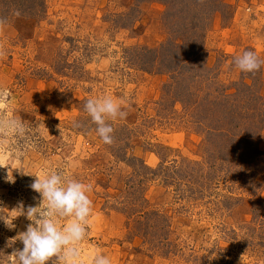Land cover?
Returning <instances> with one entry per match:
<instances>
[{
    "label": "rangeland",
    "instance_id": "rangeland-1",
    "mask_svg": "<svg viewBox=\"0 0 264 264\" xmlns=\"http://www.w3.org/2000/svg\"><path fill=\"white\" fill-rule=\"evenodd\" d=\"M179 1L44 0L37 16L6 18L0 6V90L9 92L0 118L25 128H0L5 264L23 248L10 241L31 223L25 214L41 197L30 185L45 171L92 186L77 264L98 253L111 264H264V220L251 218L248 200L264 201V63L256 73L234 63L246 50L264 62V0H216L195 56L183 48L191 38L177 33L181 21L166 16L189 3ZM104 95L122 98L127 112L110 121L111 145L84 111ZM233 138L241 152L233 161L250 168L213 181Z\"/></svg>",
    "mask_w": 264,
    "mask_h": 264
},
{
    "label": "clouds",
    "instance_id": "clouds-1",
    "mask_svg": "<svg viewBox=\"0 0 264 264\" xmlns=\"http://www.w3.org/2000/svg\"><path fill=\"white\" fill-rule=\"evenodd\" d=\"M16 15L19 16L20 12L17 11ZM5 23L0 20V26ZM234 63L241 72L256 73L264 62L253 51L246 50L235 58ZM8 95V90H0V103H6ZM123 104L122 98L107 95L90 98L84 104V111L105 145L114 142V128L110 121L127 118ZM0 128L11 129L20 135L25 132L23 123L15 119L0 118ZM34 177L36 179L30 187L39 193L41 202L39 206H29L26 214L22 213L31 223L10 242L18 240L23 248L7 257L12 258V264H77L80 259L79 245L87 237L94 209L89 198L92 186L70 178L62 171H45ZM61 221L67 222L61 226ZM0 264H5L2 257ZM93 264H111V260L107 255L98 253Z\"/></svg>",
    "mask_w": 264,
    "mask_h": 264
},
{
    "label": "trees",
    "instance_id": "trees-1",
    "mask_svg": "<svg viewBox=\"0 0 264 264\" xmlns=\"http://www.w3.org/2000/svg\"><path fill=\"white\" fill-rule=\"evenodd\" d=\"M162 1L167 6H170L174 2H176V0H162ZM184 1L185 0H181V2L179 1V3H183ZM187 1H189V3H190V0H187ZM192 1H193L194 5H196V7L200 9V12H196L195 14L193 13V15H191L192 14L191 13V6L189 5V3L185 2V3H183L184 8H180L176 13L173 12V14L172 13L166 14V16H169L170 19H172L173 17H176L178 20L181 21L180 22L181 23L180 24L181 29L177 33L180 32L183 36L184 35L190 36V38H191L190 41L186 42V45L183 48H185L187 51H189V54L193 53L192 55L195 56L199 53V48L197 49V45L195 43V41L198 38H196L195 35H198L199 29L204 28L202 23L205 22L206 20H208V17L211 15L212 12L216 11V9L218 8V5H216L217 4L216 0H204L203 3H200L199 0H191V2ZM0 6L2 7L1 14L3 13L2 18H6L7 15H10L13 12H17V11H19L21 15L27 14L31 17H34L40 13L39 9L42 10L45 8V3H44V0H0ZM198 43L199 42H197V44ZM174 48L181 49V47L177 46V45ZM193 49H194V51H193ZM209 134H211V133L209 132ZM218 137H222L223 139H225V137L229 138L227 133H224V132L222 133L220 131H218ZM238 144H239V142H238V139H236V138H233L232 141L228 144L233 148L232 153H229V154L226 153L227 155L226 154L221 155L224 159L223 160L220 159L219 166L215 167V169L213 171L214 174H213L211 180H213V181L215 180V178H213V177H216V173L218 171H220V175L223 177H226L227 175H228V177H231L234 175L235 170H237L238 167L241 166L242 167L241 169H243L244 165L248 164V160H246V159L243 161L242 164H239V163L233 161V159H234L233 157L239 156V153H241L238 151V150H240L238 147L239 146ZM254 154L257 155L256 153H254ZM133 160L136 161V159H133ZM250 160L251 159H249V161ZM244 163H247V164H244ZM250 165L251 164H248L247 168H250L249 167ZM142 169L148 170L149 168H147L145 165H142ZM200 170L201 171L203 170L201 166L198 168V171H200ZM198 171H197V174L199 173ZM175 172H176L175 175L177 177V174L179 172L177 168H175ZM249 175L251 177V173H249ZM197 176L201 178L204 175L201 172V174L197 175ZM181 177L186 178V179L188 178V180H190V181H192L194 178H197V177H195L194 174H188V173L181 175ZM248 182H249V186L252 188L253 192L259 191L261 184L258 183L257 181H255L254 176H252V178ZM180 183H181V179H180ZM244 184H246V181ZM223 200L229 201L230 199L224 198ZM248 200H250V206H251L250 216H251V218L254 221L262 222L264 220V217H261V210L263 209L264 201L259 199L258 197H255V198L250 197Z\"/></svg>",
    "mask_w": 264,
    "mask_h": 264
}]
</instances>
